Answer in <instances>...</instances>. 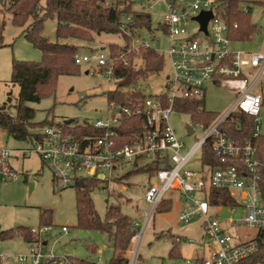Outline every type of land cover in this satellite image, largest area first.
Instances as JSON below:
<instances>
[{"label": "built area", "instance_id": "1", "mask_svg": "<svg viewBox=\"0 0 264 264\" xmlns=\"http://www.w3.org/2000/svg\"><path fill=\"white\" fill-rule=\"evenodd\" d=\"M144 1L148 5L162 2L166 7L164 20L159 25L170 42L167 55L171 73L166 76L165 92L154 97L146 96L142 104H134L132 107L109 103L108 115L95 122L82 124L91 130L86 134H69L63 126L75 128L76 124L67 125L64 122L63 125H47L38 131L40 139L30 148L16 152L18 157L24 159L37 154L52 173L56 185L63 189L74 187L81 178H93L109 184L123 177L114 174L128 164L135 168H157L155 181L145 194L151 210L143 215L141 232H137L138 225L133 227L131 248L123 254L128 264H145L139 254L142 239L159 205L174 191L185 203L179 222L187 224L196 217L203 218L204 235L209 239L204 255L185 259L182 264L248 263L264 244V240H259L260 234L264 232V199L258 186L262 164L257 159L252 142L233 140L221 127L234 115L243 114L255 120L253 138L260 134L264 87H257L264 80V53L232 50L230 26L218 10L219 0ZM244 10L249 11L248 7ZM208 11L213 13V18L205 33L195 18ZM190 20L199 25L198 30L189 29ZM147 50L155 49L149 40L138 34L130 43H124L118 55L108 51L92 57L96 65L88 74L114 80L119 61L130 66L133 61L140 60L142 52ZM92 58L77 54L75 62L81 66L90 63ZM210 84L226 87L237 92L238 96L221 116L204 129V138L186 151L184 141L170 125V117L176 111L178 101L201 102L200 110L206 111L203 104ZM140 115L145 117L146 130L142 135L134 134L130 143L120 145L124 138L122 124ZM205 144L211 145L219 166L213 167L202 160ZM13 153L0 141V157L4 161L2 172L9 179L17 178V174L6 164V159ZM198 153L201 169H188ZM211 190L226 192L234 206H212ZM222 213H227L228 218H223ZM242 228L256 231V235L250 237L243 234L240 231ZM48 230L50 226L43 230H31L40 241L31 243L28 255L18 258L21 264L29 260L32 264L42 263L45 244L42 245L40 236ZM231 230L237 234L230 233ZM63 231L67 233L68 229L64 227ZM51 260L56 262L54 258ZM62 260L65 261L56 263L71 264L67 257ZM3 263L0 257V264Z\"/></svg>", "mask_w": 264, "mask_h": 264}, {"label": "rangeland", "instance_id": "2", "mask_svg": "<svg viewBox=\"0 0 264 264\" xmlns=\"http://www.w3.org/2000/svg\"><path fill=\"white\" fill-rule=\"evenodd\" d=\"M134 1V9L138 12L147 11L152 16L154 30L148 32L142 30L139 34L150 41L151 46L160 52L165 59L164 71L159 75H152L146 80H140L137 84L146 96H157L165 92L166 76L171 73L168 58L170 42L166 35L158 29L164 20L166 7L162 2H152L151 5L144 0ZM242 8H249L251 21L258 28V32L249 42H233L234 51H247L252 53H264V0H241ZM116 3L117 0H110ZM45 6V0L42 1ZM2 4L0 3V9ZM42 14V12H40ZM6 21L4 30L5 47L0 48V107L10 103H17L20 88L11 83L12 64L14 61L40 62L42 54L23 36L26 28H20L12 24V15L5 13ZM57 21L47 19L43 36L50 43H69L80 48L79 54L95 57L100 52L108 53L111 44L124 45L119 35H96L94 42H84L76 39L58 40L56 37ZM199 25L190 20L189 29L198 30ZM156 38V40H155ZM159 40V42L157 41ZM142 65V61H135ZM96 60L92 58L90 63H83L80 74L76 76H61L58 80L55 95L45 97L40 103H30L29 107L36 110V122L45 119L54 120L56 124H62L72 120L80 125L86 122H95L108 115L109 102L106 92L116 88V80L109 81L105 76H92L88 74ZM264 87L263 82L257 87ZM238 94L226 87H207V95L204 102L206 112L221 116L234 103ZM84 98V100H82ZM8 107L11 113L15 110ZM176 111L170 117V125L176 131L178 137L184 141L186 151L206 135L202 125H196L188 114ZM260 134L264 136V108L260 116ZM188 127L195 134L189 135ZM0 141L9 151H14L6 164L17 174L16 179H9L3 175V160L0 157V231L26 227L32 229H44L40 225L41 210H52L53 224L50 230L41 234L43 248V260L41 264L62 263L67 257L71 264H110L113 257L112 245L107 234L99 231H86L78 229L76 190L74 187L63 189L54 182L50 170L43 164L37 154L30 158H18L17 150L28 149L32 145L28 142H20L9 137L8 133L0 128ZM140 166H143L141 164ZM134 165L128 164L119 170L114 176L121 177L136 170ZM190 170L201 169L200 154L198 153L188 165ZM148 173L136 174L124 183L112 180L109 184L102 183L92 193L95 209L102 219L106 216L108 205L119 204L123 213L134 220L137 232H141L144 223L143 215L150 212L151 206L146 202L145 194L151 182ZM107 187V189H105ZM166 200H171L172 207L168 212H156L142 239L139 254L145 264H182L171 262L168 257L174 243L179 244L184 259H193L203 251H207L208 237L204 235V219L196 217L187 224L179 222V215L185 203L180 200L177 192H170ZM223 218H228L227 213H222ZM68 232L65 233L63 228ZM241 233L254 237L256 231L242 228ZM32 233V232H31ZM230 233L237 234L231 230ZM34 236V235H33ZM180 239V241H178ZM177 240V242H176ZM10 241V240H8ZM40 241V240H39ZM38 240L36 242H39ZM31 245L26 243L23 237L15 238L13 242H5L0 237V257L3 264H21L20 256L28 255ZM71 257V258H70ZM54 258L56 262L51 260ZM84 261V263H80ZM26 264H32L28 261Z\"/></svg>", "mask_w": 264, "mask_h": 264}, {"label": "trees", "instance_id": "3", "mask_svg": "<svg viewBox=\"0 0 264 264\" xmlns=\"http://www.w3.org/2000/svg\"><path fill=\"white\" fill-rule=\"evenodd\" d=\"M42 1H0L2 4L0 9V48L5 47L6 21L3 16L5 13H10L12 24L20 28L27 27L23 33L24 38L42 54L40 62H13L11 83L19 86V98L14 106H11L10 98L9 104L0 107V128L16 141L28 142L31 145L40 139L38 131L47 125L55 124V121L45 119L42 122H36V110L29 107V104L40 103L45 97L55 95L59 78L79 75L81 68L75 62V56L80 52L78 46L69 43H50L43 36L47 19L57 21L56 37L58 40L76 39L94 42L96 35L107 34L119 35L127 44L140 31H153L151 14L144 10L136 11L134 1L117 0L116 3H111L110 0H45V6H42ZM259 4L264 6V3ZM218 10L230 26L229 37L232 42H249L258 32L257 26L251 21L250 9L246 12L242 8L241 0H219ZM235 25L237 26L235 27ZM121 48L117 44H111L109 51L113 55H118ZM141 61L142 65L140 66L135 61L130 66H125L119 61L114 73L116 88L106 92L109 103L116 102L122 106L132 107L134 104L144 102L146 95L141 88L137 87V84L140 80H146L152 75L162 73L165 59L155 50H147L142 52ZM201 105L202 103L198 101H178L176 109L180 113L190 115L196 125H202L204 129H207L216 120L218 114L201 111ZM10 106L15 110L14 113L9 111L8 107ZM71 124H76V127L60 125H63L69 134L82 135L91 132L84 125L74 121ZM221 129L233 140L253 143L257 159L262 164L258 186L264 199V136L259 134L258 137L253 138L254 118L236 114L232 119L226 121ZM121 130L124 138L120 141V145L130 143L134 134L142 135L146 130L145 117L140 115L125 121ZM202 160L213 167L219 166L210 144L204 145ZM156 170L157 168L153 166L137 168L116 181L124 183L132 176L143 173H148L151 178H154ZM101 184V181L93 178H81L76 182L74 186L78 220L76 227L107 234L113 249L110 264H128L123 254L131 248L134 220L123 213L119 204L108 205L105 218L100 217L95 209L92 193ZM172 203L171 200L165 199L157 211L161 213L170 211ZM210 204L212 206H234L228 194L218 190L210 191ZM52 224V210H41L40 225L47 227ZM0 236L5 241L20 236L30 244L37 241L31 233V229L26 227L1 231ZM259 240H264V232L260 234ZM168 257L171 260L181 259L182 253L179 244L172 245ZM257 262H264V244L245 264H256ZM80 263H84V261L80 260Z\"/></svg>", "mask_w": 264, "mask_h": 264}, {"label": "water", "instance_id": "4", "mask_svg": "<svg viewBox=\"0 0 264 264\" xmlns=\"http://www.w3.org/2000/svg\"><path fill=\"white\" fill-rule=\"evenodd\" d=\"M213 18V13L211 11L208 12H202L199 16L195 18V21L198 22L201 26V29L207 33V26L209 21ZM67 125H70L72 123V120H68L65 122ZM188 133L189 135H193L194 131L192 128L188 127Z\"/></svg>", "mask_w": 264, "mask_h": 264}, {"label": "crops", "instance_id": "5", "mask_svg": "<svg viewBox=\"0 0 264 264\" xmlns=\"http://www.w3.org/2000/svg\"><path fill=\"white\" fill-rule=\"evenodd\" d=\"M162 23V22H161ZM160 23V24H161ZM159 24V25H160ZM159 27V26H158ZM152 29L154 30V26L152 25ZM141 32V31H140ZM247 52V51H246ZM250 53H252V52H250ZM210 86H214V87H218V86H216V85H214V84H210ZM264 108V107H263ZM18 157V156H17ZM18 158H20V157H18ZM24 159V158H23ZM0 233H1V231H0ZM1 237V236H0ZM2 240V239H1ZM2 241H5V240H2ZM13 241H15V239H13V240H10V241H8V240H6L5 242H13ZM25 241V240H24ZM26 243H28L27 241H25ZM28 244H30V243H28ZM31 245V244H30ZM47 244L45 243V246H46ZM112 251H113V249H112ZM204 252L205 251H203V253H202V255H204ZM198 255H201L200 253H198L196 256H198ZM195 256V257H196ZM185 259L183 258V256L181 257V259L180 260H171V262H182L183 263V261H184ZM110 263H111V261H110ZM162 263H165V262H162ZM161 263V264H162Z\"/></svg>", "mask_w": 264, "mask_h": 264}]
</instances>
